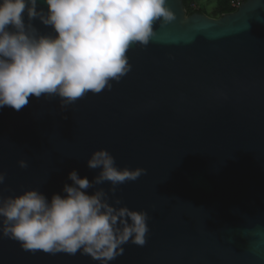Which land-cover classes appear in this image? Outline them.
<instances>
[{
  "label": "water",
  "instance_id": "1",
  "mask_svg": "<svg viewBox=\"0 0 264 264\" xmlns=\"http://www.w3.org/2000/svg\"><path fill=\"white\" fill-rule=\"evenodd\" d=\"M167 6L175 19L129 48L132 68L111 90L65 109L58 96L0 108V196L63 195L73 170L99 174L87 161L107 149L118 168L147 170L115 196L150 217L146 244L129 242L109 264H264V0L219 18L187 15L183 0ZM96 188L112 196L110 182ZM0 264L100 262L24 250L0 232Z\"/></svg>",
  "mask_w": 264,
  "mask_h": 264
},
{
  "label": "clouds",
  "instance_id": "2",
  "mask_svg": "<svg viewBox=\"0 0 264 264\" xmlns=\"http://www.w3.org/2000/svg\"><path fill=\"white\" fill-rule=\"evenodd\" d=\"M0 0V108L17 111L39 99L58 96L61 108L87 92L111 90L132 68L127 52L139 42L147 45L156 21L175 19L167 0ZM161 18H163L161 20ZM51 27L44 34L34 25ZM21 168L28 162L18 161ZM100 169L91 181L76 170L69 173L63 195L49 199L37 189L16 196H0V232L24 250L90 255L109 264L131 242L144 246L150 229L146 210L120 206V185L136 181L145 168L116 166L107 149L96 150L87 161ZM0 172V184L6 179ZM111 183L109 191L96 188ZM88 189H95L89 193ZM113 201V202H110Z\"/></svg>",
  "mask_w": 264,
  "mask_h": 264
},
{
  "label": "trees",
  "instance_id": "3",
  "mask_svg": "<svg viewBox=\"0 0 264 264\" xmlns=\"http://www.w3.org/2000/svg\"><path fill=\"white\" fill-rule=\"evenodd\" d=\"M184 7L186 9L187 15H192L194 13L207 14L214 18H219L227 13H232L238 9L239 6L236 5L238 0H214L215 5L208 11L206 7L200 2V0H183ZM243 1H238L241 4Z\"/></svg>",
  "mask_w": 264,
  "mask_h": 264
},
{
  "label": "rangeland",
  "instance_id": "4",
  "mask_svg": "<svg viewBox=\"0 0 264 264\" xmlns=\"http://www.w3.org/2000/svg\"><path fill=\"white\" fill-rule=\"evenodd\" d=\"M200 2H202V4L206 7V9H208V11H211V9L215 5L214 0H200Z\"/></svg>",
  "mask_w": 264,
  "mask_h": 264
},
{
  "label": "built area",
  "instance_id": "5",
  "mask_svg": "<svg viewBox=\"0 0 264 264\" xmlns=\"http://www.w3.org/2000/svg\"><path fill=\"white\" fill-rule=\"evenodd\" d=\"M238 1H242V0H238ZM238 1H237V3H236V5H237V6H239V5H240V4H239L240 2H238Z\"/></svg>",
  "mask_w": 264,
  "mask_h": 264
}]
</instances>
